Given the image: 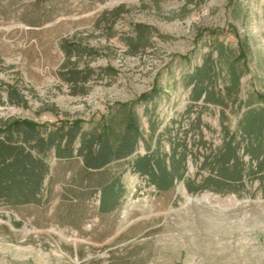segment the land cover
<instances>
[{
    "label": "rangeland",
    "instance_id": "374dc122",
    "mask_svg": "<svg viewBox=\"0 0 264 264\" xmlns=\"http://www.w3.org/2000/svg\"><path fill=\"white\" fill-rule=\"evenodd\" d=\"M138 24L151 34L134 51ZM240 42L250 52L238 100L224 109L192 105L188 76L218 57V43L238 50ZM229 69L224 59L219 84ZM153 91V103L136 104L145 139L137 153L147 145L171 153L188 131L187 179L201 183L211 174L204 157L222 145L224 128L240 139L241 102L264 94V0H0V119L50 129L80 120L91 130L116 104ZM47 162L41 205L0 204V264H264V176L246 178L236 194H191L184 181L163 192L127 161L114 162L91 175L93 184L121 175L126 190L121 208L102 215L100 193L77 203L68 192L83 179L81 158L52 152Z\"/></svg>",
    "mask_w": 264,
    "mask_h": 264
},
{
    "label": "trees",
    "instance_id": "16d2710c",
    "mask_svg": "<svg viewBox=\"0 0 264 264\" xmlns=\"http://www.w3.org/2000/svg\"><path fill=\"white\" fill-rule=\"evenodd\" d=\"M134 32L137 44H133V47L137 51L147 45L151 28L138 24ZM249 50L244 42H240L238 50L218 43V57L207 56L202 66L188 76L185 86L191 89L192 105L203 102L204 107L215 105L224 109L229 107V102L237 101L244 74L243 64ZM224 59L230 64V69L224 75L223 83L219 84L218 66L222 65ZM75 74L73 81L77 79ZM156 98L157 93L153 91L143 94L138 102L116 104L91 130H85L84 122L80 120L62 122L50 129L47 125L28 119H0V204L10 208L41 205L45 182L51 173L47 158L52 152L58 160L82 159L83 179L75 182L76 190L70 189L68 192L77 203L100 193L99 212L102 215L121 208L126 190L121 175L101 178L95 184L91 181V175L105 170L114 162L127 161L134 173L147 178L150 185L163 192L174 189L178 182L184 181L191 194L207 190L236 194L245 188L246 178L264 176V94L257 93L248 101L241 102L247 111L239 123L240 139L238 134L224 128L222 145L204 157L202 168L208 169L211 174L201 183L187 179L188 159L192 153L188 131L182 140L177 135L178 144H173L171 153H163L160 147L152 149L149 145L146 154L137 153L139 143L145 139L136 104L148 105ZM10 101L20 104L22 97L17 92H11ZM0 104H3L1 95ZM258 104L263 106H255ZM145 116H149L151 141L156 137L158 141V124L152 113L147 111ZM196 123L201 133L200 116ZM246 156L250 157L249 163L244 161Z\"/></svg>",
    "mask_w": 264,
    "mask_h": 264
},
{
    "label": "water",
    "instance_id": "95a60500",
    "mask_svg": "<svg viewBox=\"0 0 264 264\" xmlns=\"http://www.w3.org/2000/svg\"><path fill=\"white\" fill-rule=\"evenodd\" d=\"M190 202H192L191 200H189L188 202H187V204H189Z\"/></svg>",
    "mask_w": 264,
    "mask_h": 264
},
{
    "label": "bare ground",
    "instance_id": "6f19581e",
    "mask_svg": "<svg viewBox=\"0 0 264 264\" xmlns=\"http://www.w3.org/2000/svg\"><path fill=\"white\" fill-rule=\"evenodd\" d=\"M191 201H193V200H191ZM196 201H197V202H199L200 200H199V199H197Z\"/></svg>",
    "mask_w": 264,
    "mask_h": 264
}]
</instances>
